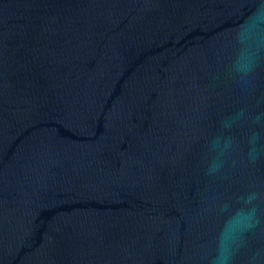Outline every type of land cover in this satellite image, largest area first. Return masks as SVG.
Returning a JSON list of instances; mask_svg holds the SVG:
<instances>
[{"label": "water", "instance_id": "obj_1", "mask_svg": "<svg viewBox=\"0 0 264 264\" xmlns=\"http://www.w3.org/2000/svg\"><path fill=\"white\" fill-rule=\"evenodd\" d=\"M0 264H264V0H0Z\"/></svg>", "mask_w": 264, "mask_h": 264}]
</instances>
